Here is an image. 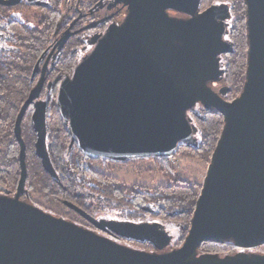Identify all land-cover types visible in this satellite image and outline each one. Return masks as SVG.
Masks as SVG:
<instances>
[{
  "label": "water",
  "instance_id": "1",
  "mask_svg": "<svg viewBox=\"0 0 264 264\" xmlns=\"http://www.w3.org/2000/svg\"><path fill=\"white\" fill-rule=\"evenodd\" d=\"M243 1L247 69L242 92L232 102L222 97L228 88L217 93L211 87L225 73L221 56L234 52L224 40L231 12L222 4L200 13L202 0H112L113 8L126 9L124 20L92 39L93 49L57 92L71 147L76 143L87 158L117 164L171 158L180 147H196L198 128L190 112L198 106L223 116L182 246L169 250L173 239L158 223L97 219L64 203L96 232L22 200L29 195L22 122L42 94V79L15 123L20 180L14 196L0 194V264H264V255L245 252L264 246V0ZM20 2L0 0L4 6ZM72 36L66 32L55 49L61 51ZM47 107L35 104V152L45 172L57 178L47 147ZM98 232L146 242L155 251L136 250ZM206 243L242 251L200 254Z\"/></svg>",
  "mask_w": 264,
  "mask_h": 264
},
{
  "label": "trees",
  "instance_id": "2",
  "mask_svg": "<svg viewBox=\"0 0 264 264\" xmlns=\"http://www.w3.org/2000/svg\"><path fill=\"white\" fill-rule=\"evenodd\" d=\"M59 1H51L50 34L46 35V38L49 37V43H53L55 23L58 22L60 15L62 16L59 9L62 3ZM212 1H208V3L210 4ZM217 1L231 3L232 7L231 41L234 44V53L226 58L227 76L225 80L226 85L230 88L227 100L232 101L239 97L245 83L248 51L246 7L243 0ZM32 42L30 45L33 50L28 47L26 51L35 54L37 47L43 45L44 37L34 33ZM85 45L86 42L83 38H72L67 43L57 64V73L59 70L60 72L63 70L65 74L70 75L79 58V52L75 50ZM0 60V190L10 194L16 192L20 180L19 145L12 134V122L29 94V90L20 88V85L24 83L26 85L24 78L29 77L30 68L36 58L32 61L23 60L24 63H19L14 58ZM29 64L32 65L29 66ZM56 96V91L50 93L51 104L47 114V147L57 178H53L45 172L41 160L36 155L37 137L32 131L31 124L26 129L25 124L23 126V139L27 147L28 179L26 189L29 193H37L48 201L61 204L64 207H66L65 202L72 203L97 219L137 224L152 221L164 225L165 228L167 225L176 226L182 230L179 242L173 248L170 246L168 249L181 247L190 229L202 187L179 179L170 166L169 158H153L167 179L166 186L147 188L128 187L122 184L105 171L109 169V163L113 162L87 158L76 143L71 147L72 138L56 106ZM193 118L199 131L198 145L192 148H179L174 157L183 153L210 163L224 128L223 116L217 112L201 109L196 115H193ZM131 162L133 161L125 164ZM97 164H100L104 170L96 168ZM68 210L74 216L81 218L70 209ZM106 214L109 217L104 216ZM114 239L130 248L139 246L143 249H154L146 242ZM239 251L240 249L232 244L206 243L200 248V254H213L222 257L236 254Z\"/></svg>",
  "mask_w": 264,
  "mask_h": 264
},
{
  "label": "flooded vegetation",
  "instance_id": "3",
  "mask_svg": "<svg viewBox=\"0 0 264 264\" xmlns=\"http://www.w3.org/2000/svg\"><path fill=\"white\" fill-rule=\"evenodd\" d=\"M4 1H9V0H4ZM51 1L52 0H21V2L15 6H4L0 4V59L3 60L5 58L6 59L14 58V60H17V62L24 63L23 60L28 59V61H32V59L36 58V61L33 63V65L29 64V66L32 65V67L30 68L29 77L24 78V80L26 81V85L25 83L23 85H20L21 86L20 88L28 89L29 94L34 88H36V86L42 79L44 80L42 94L40 98L29 107V109L25 114V117L22 122V135L24 133L23 126L26 122L29 121V119H31L32 131L34 132L32 118L35 112V104L38 102L47 103L48 104L47 114H48V110L51 104L50 93L53 91L58 92L61 82L67 77V74H65L63 70H61V72L59 70V73H57L58 70L57 64L59 63V60L61 59L62 53L66 48L67 44L64 46V48L61 51L58 48L55 49L56 44L61 40V38L66 34V32L70 29V33L73 34L71 39L74 37H79L82 34L85 36L84 40L89 39L88 46L85 49H83V51L88 50L87 54H89L93 49L92 39H94L97 36L103 35L112 23H120L125 18L126 9H122L121 7L113 8L112 0H92L91 5L89 9L86 11V13H83L84 10L82 8V0H64L67 2L69 1L70 4L69 10L71 11L70 14L71 18H69V20H66L67 18L64 19L63 17L59 18V21L62 18L63 21L60 25H57L56 22L54 28L55 37L53 43H49L48 41L49 37L46 38V35L49 36L50 34L49 10L52 7ZM222 4L225 3L214 4V5H222ZM211 6L213 5H210L209 7H204V2L202 0L200 13L204 12ZM229 9L231 12V17L229 20L225 22L227 25L226 26L227 34L225 35L224 40L228 43L233 44V42L231 41L232 7L229 6ZM170 14L171 16L177 18H187V16L175 12H171ZM107 19L109 20L107 21ZM100 21L103 22L98 24L95 29L90 30L91 32H94L91 33V35H88L87 33L88 31L87 32L81 31L84 28V25L91 24V26H93L99 23ZM34 33L38 34V36L44 37L43 45L37 47V52H35V54L34 52L26 51L28 47L30 50H33V47L30 45V42H32ZM75 51L77 52L78 50L76 49ZM231 54H226L221 56L220 66H221V70H223L225 73L220 81L211 85L213 90L217 93H219L221 90H226L227 88L229 89L226 95L222 96L227 102L234 101V100L232 101L227 100L230 93V88L225 83L227 76L226 58ZM36 67H37V72L35 73L34 71ZM27 98L25 99V101L27 100ZM24 103L22 104V106L24 105ZM22 106L20 107V109L22 108ZM20 109L16 114L15 119L12 122L13 123L12 134L14 137H15V133H14L15 123L18 114L20 112ZM201 109H203L201 106L196 107L192 112H190V117L196 115L198 111H200ZM192 120L194 122V118H192ZM34 134L36 135L35 132ZM197 134L195 136L198 140ZM1 192H3L4 194L6 193L4 191ZM15 194L16 192L10 193L9 195L14 196ZM90 227L93 228L91 225L89 226V228Z\"/></svg>",
  "mask_w": 264,
  "mask_h": 264
},
{
  "label": "rangeland",
  "instance_id": "4",
  "mask_svg": "<svg viewBox=\"0 0 264 264\" xmlns=\"http://www.w3.org/2000/svg\"><path fill=\"white\" fill-rule=\"evenodd\" d=\"M91 1L92 0H82V8L84 10L83 13H86V11L89 9V7L91 5ZM208 1H211V0H207V1L205 0L204 1V7H209V5H214V4L225 3L223 1L213 0L209 4ZM59 3H62L61 6L59 7L60 11L62 12V16L60 15V17H63L64 19L67 18L66 20H69V18H71L70 17L71 11L69 10V8H70L69 1L67 2L64 0H60ZM225 4H228L231 7V3H225ZM64 15H65V17H64ZM63 18L60 21L58 20L59 22H57V25H60L62 23ZM55 25H56V23H55ZM89 26H91V24L84 25V28L81 31H85V32L88 31L87 32L88 35H91V33H94V32H91L90 30H86V28ZM232 27H233V16H232V20H231V30H232ZM68 31L70 32V29ZM79 37L84 39L85 36L82 34ZM88 40H85V42H86L85 46L77 49L79 51V54H78L79 58H78L77 64L88 53V50L83 51V49H85L88 46ZM77 64H76V66H77ZM73 71H72V73H73ZM72 73L70 75H67V76H71ZM191 118H193V117L191 116ZM30 124H31V119L25 123V126H26L25 129L30 127ZM197 135L199 138V131H198ZM169 162H170L171 168L175 172V175L179 179L202 187V185L204 183V179H205L207 171H208L209 164H210L209 162L199 160L195 157H192L190 155H186L183 153L177 157L173 156V157L169 158ZM108 167H109V169L105 170V171L111 177L117 179L119 182H121L122 184H124L128 187L141 186V187H147V188H154V187L166 186L168 184L166 177L160 171L158 164L154 161L153 158L152 159H144V160H136V161H133L129 164L109 163ZM96 168H98L101 171L104 170V168L101 167L100 164H97ZM1 193H2V195H4V193L1 192V190H0V194ZM28 193H29V191H28ZM22 200H24L30 204L36 205L39 208L43 209L46 212L53 214L56 217L63 218L65 220L73 222V223H75L81 227L86 228V229L96 231L91 227L89 228L90 225L86 221H84L82 218H78V217L74 216L73 214H71L66 207L62 206L61 204L52 203V202L48 201L47 199H45L44 197H41L37 193L30 192L28 195V198L24 197V198H22ZM104 216L109 217L108 214H106ZM149 223H153V222L150 221ZM166 230L173 239L172 245L170 247V248H173L179 242V237L181 235L182 230L176 226H171V225H167ZM98 233L100 235L106 236V237L118 242L116 239H114V238H112L106 234H103L100 232H98ZM120 244L125 245L124 243H120ZM133 248H136V250H142V251H146V252L155 251L154 249H143L142 247H139V246L133 247ZM241 251L242 250H240L239 252H241ZM245 252H252V253L264 255V248L260 247V248H257V249L251 250V251H245Z\"/></svg>",
  "mask_w": 264,
  "mask_h": 264
}]
</instances>
